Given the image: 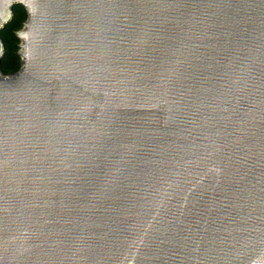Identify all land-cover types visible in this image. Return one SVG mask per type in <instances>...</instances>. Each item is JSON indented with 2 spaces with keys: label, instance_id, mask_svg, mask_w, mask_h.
<instances>
[{
  "label": "water",
  "instance_id": "water-1",
  "mask_svg": "<svg viewBox=\"0 0 264 264\" xmlns=\"http://www.w3.org/2000/svg\"><path fill=\"white\" fill-rule=\"evenodd\" d=\"M15 7L0 264H264V0Z\"/></svg>",
  "mask_w": 264,
  "mask_h": 264
},
{
  "label": "trees",
  "instance_id": "trees-1",
  "mask_svg": "<svg viewBox=\"0 0 264 264\" xmlns=\"http://www.w3.org/2000/svg\"><path fill=\"white\" fill-rule=\"evenodd\" d=\"M13 11V21L6 29L0 32L6 51L0 64V70L6 76L15 75L21 69L20 39L17 36V32L23 28L27 20V13L23 7H15Z\"/></svg>",
  "mask_w": 264,
  "mask_h": 264
}]
</instances>
